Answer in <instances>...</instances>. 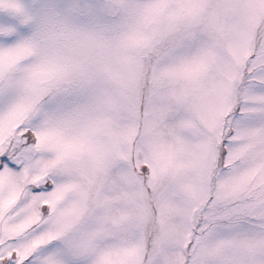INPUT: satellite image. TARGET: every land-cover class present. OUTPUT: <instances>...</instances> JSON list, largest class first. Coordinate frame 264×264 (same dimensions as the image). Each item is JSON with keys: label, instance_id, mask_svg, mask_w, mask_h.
Segmentation results:
<instances>
[{"label": "snow or ice", "instance_id": "6c2138e0", "mask_svg": "<svg viewBox=\"0 0 264 264\" xmlns=\"http://www.w3.org/2000/svg\"><path fill=\"white\" fill-rule=\"evenodd\" d=\"M0 264H264V0H0Z\"/></svg>", "mask_w": 264, "mask_h": 264}]
</instances>
